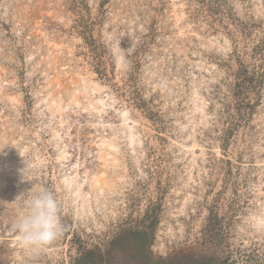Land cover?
<instances>
[{"label": "rangeland", "instance_id": "374dc122", "mask_svg": "<svg viewBox=\"0 0 264 264\" xmlns=\"http://www.w3.org/2000/svg\"><path fill=\"white\" fill-rule=\"evenodd\" d=\"M32 184L64 232L0 264H264V0H0V201Z\"/></svg>", "mask_w": 264, "mask_h": 264}, {"label": "clouds", "instance_id": "9594fccd", "mask_svg": "<svg viewBox=\"0 0 264 264\" xmlns=\"http://www.w3.org/2000/svg\"><path fill=\"white\" fill-rule=\"evenodd\" d=\"M110 50L117 62H125L127 51L120 47L122 37L118 33L108 35ZM26 164V163H25ZM28 174V165L21 170V175ZM16 204L15 215L7 223L0 221V233L14 234L26 252L37 254L57 241L64 232L60 218L61 203L55 193L43 186L32 184V187L21 192L12 203L0 201V207Z\"/></svg>", "mask_w": 264, "mask_h": 264}]
</instances>
